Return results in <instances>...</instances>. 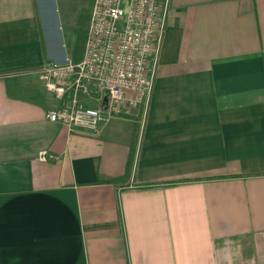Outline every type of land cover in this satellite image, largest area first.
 Returning a JSON list of instances; mask_svg holds the SVG:
<instances>
[{
	"label": "crops",
	"instance_id": "crops-1",
	"mask_svg": "<svg viewBox=\"0 0 264 264\" xmlns=\"http://www.w3.org/2000/svg\"><path fill=\"white\" fill-rule=\"evenodd\" d=\"M68 2L0 0V264H264V0H166L145 122L91 130L38 77Z\"/></svg>",
	"mask_w": 264,
	"mask_h": 264
},
{
	"label": "built area",
	"instance_id": "built-area-1",
	"mask_svg": "<svg viewBox=\"0 0 264 264\" xmlns=\"http://www.w3.org/2000/svg\"><path fill=\"white\" fill-rule=\"evenodd\" d=\"M166 5V0H93L81 58L47 61L38 70L39 79L62 101L48 111V119L69 130H91L103 119L138 110L143 124ZM89 88L106 94L104 108L81 102L79 94Z\"/></svg>",
	"mask_w": 264,
	"mask_h": 264
},
{
	"label": "rangeland",
	"instance_id": "rangeland-1",
	"mask_svg": "<svg viewBox=\"0 0 264 264\" xmlns=\"http://www.w3.org/2000/svg\"><path fill=\"white\" fill-rule=\"evenodd\" d=\"M67 4L68 9L65 6L59 12L57 11V21L63 30V34L66 32L67 40L65 38V43L68 44V48L78 47L83 40V31L88 18L89 0H69ZM70 32L72 35H70Z\"/></svg>",
	"mask_w": 264,
	"mask_h": 264
},
{
	"label": "water",
	"instance_id": "water-1",
	"mask_svg": "<svg viewBox=\"0 0 264 264\" xmlns=\"http://www.w3.org/2000/svg\"><path fill=\"white\" fill-rule=\"evenodd\" d=\"M106 100H107V97H106V94L104 95V97H103V108L105 107V104H106Z\"/></svg>",
	"mask_w": 264,
	"mask_h": 264
}]
</instances>
